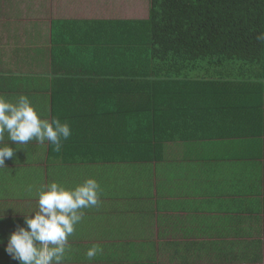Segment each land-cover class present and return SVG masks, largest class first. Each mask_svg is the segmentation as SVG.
Returning <instances> with one entry per match:
<instances>
[{"label": "crops", "instance_id": "1", "mask_svg": "<svg viewBox=\"0 0 264 264\" xmlns=\"http://www.w3.org/2000/svg\"><path fill=\"white\" fill-rule=\"evenodd\" d=\"M52 19L42 29L38 19H21L15 0H0V264H53L59 245L140 238V210L167 214L169 223L177 216L181 244L208 239L235 249L244 242L240 229L264 218V133L254 135L250 122L238 118L243 111H177V140L166 142L156 161L75 164L51 153ZM58 113L70 143L86 145L84 136L91 135L98 141L101 111ZM91 179L108 181L110 188L99 186L94 194L103 202L82 210ZM114 201L127 208L119 210ZM87 217L98 224L85 235ZM148 220L142 231L161 235L159 217Z\"/></svg>", "mask_w": 264, "mask_h": 264}, {"label": "trees", "instance_id": "2", "mask_svg": "<svg viewBox=\"0 0 264 264\" xmlns=\"http://www.w3.org/2000/svg\"><path fill=\"white\" fill-rule=\"evenodd\" d=\"M144 17L52 19L51 153L75 164L160 160L164 144L177 140V111H243L238 118L250 122L254 135L264 133V0H149ZM58 111H101L98 141L91 135L84 136L86 145L70 143ZM96 182H85L82 210L93 207L99 186L110 188L108 181ZM140 215V240L59 245L53 264H68L74 256L72 264L264 263V218L241 228L246 240L231 249L208 239L181 244L177 216L169 223L167 214ZM151 216L159 217L158 237L142 231ZM89 219L84 230L96 226Z\"/></svg>", "mask_w": 264, "mask_h": 264}, {"label": "rangeland", "instance_id": "3", "mask_svg": "<svg viewBox=\"0 0 264 264\" xmlns=\"http://www.w3.org/2000/svg\"><path fill=\"white\" fill-rule=\"evenodd\" d=\"M15 2L19 7L21 19L23 21L38 19L37 22L42 29L47 27L52 17L145 18L144 16L149 10V0H15ZM30 135L27 134L28 137ZM89 181L91 183L96 182L95 179ZM92 196L95 200L94 206L98 207V204L103 202V199L99 198L96 194ZM112 206L118 207L122 211L127 208L125 202L120 201H114ZM102 210L104 211L105 207ZM77 224L79 230L82 227V225H79L80 220L77 221ZM94 224L97 225L98 222H94ZM92 228L82 229V232L87 235L88 231L92 230ZM140 239L137 238L135 240ZM68 264H72V261L70 260Z\"/></svg>", "mask_w": 264, "mask_h": 264}]
</instances>
